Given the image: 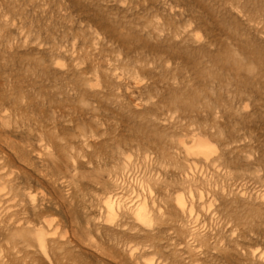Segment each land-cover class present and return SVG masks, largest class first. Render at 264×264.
I'll return each instance as SVG.
<instances>
[{
  "label": "rangeland",
  "instance_id": "1",
  "mask_svg": "<svg viewBox=\"0 0 264 264\" xmlns=\"http://www.w3.org/2000/svg\"><path fill=\"white\" fill-rule=\"evenodd\" d=\"M0 264H264V0H0Z\"/></svg>",
  "mask_w": 264,
  "mask_h": 264
},
{
  "label": "bare ground",
  "instance_id": "2",
  "mask_svg": "<svg viewBox=\"0 0 264 264\" xmlns=\"http://www.w3.org/2000/svg\"><path fill=\"white\" fill-rule=\"evenodd\" d=\"M201 147H202L201 149L203 150V146H201Z\"/></svg>",
  "mask_w": 264,
  "mask_h": 264
}]
</instances>
